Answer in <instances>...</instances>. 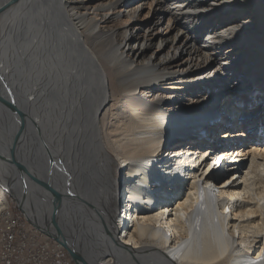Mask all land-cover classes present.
Returning a JSON list of instances; mask_svg holds the SVG:
<instances>
[{
    "label": "bare ground",
    "instance_id": "obj_1",
    "mask_svg": "<svg viewBox=\"0 0 264 264\" xmlns=\"http://www.w3.org/2000/svg\"><path fill=\"white\" fill-rule=\"evenodd\" d=\"M134 3L0 0V170L82 264H264V140L233 131L255 125L234 99L264 103V0H156L135 24ZM166 12L185 27L162 35Z\"/></svg>",
    "mask_w": 264,
    "mask_h": 264
},
{
    "label": "rangeland",
    "instance_id": "obj_2",
    "mask_svg": "<svg viewBox=\"0 0 264 264\" xmlns=\"http://www.w3.org/2000/svg\"><path fill=\"white\" fill-rule=\"evenodd\" d=\"M131 1L133 3L131 5V8L132 7L134 8L137 4L134 3L135 0H131ZM137 2L139 4H141V6H140L139 11H138V18L133 19V21H134L133 23L134 24L135 23H144L146 21H152V20L158 19L159 16H161L162 13H163L161 10L156 8L157 7L156 0H137ZM127 18L128 17L126 15V13H124L122 15H119V16H115V18H114V20L112 21L111 24L112 25H121L124 21L127 20ZM170 18H172L171 20H175L176 21V23H177L176 27H174V28L168 27V23L167 22H168V20ZM184 21H185V18H184L183 15L180 16V17L175 18L173 16L171 17V14L166 12L165 18L162 20V22L160 24L159 32L162 35H164V36L173 35L180 27H182V26L185 27V25L183 23ZM189 30H191V33L193 32L192 29H189ZM192 34H193V36H195L194 38H196L201 44L205 43L206 40L209 41V44L212 43V42H210V39L207 38L208 37V33H206V32H202L201 34H199V33H196V34L192 33ZM156 49H157V46H154L152 48V50H156ZM242 53L243 52H239L238 55H241ZM238 55L236 54L237 57H238ZM169 85H172V84H169V80L164 81V83L162 84L163 87H169ZM165 90L167 92L169 91V89H165ZM229 93H231V92H229ZM247 97H249V96H247V94H243L241 96H238V98L234 99V101L236 102V104H238V106L242 105L241 108L243 110H247L248 111V115L247 116L244 115L243 117L248 118L247 120H249V122H251L252 124H255V125L252 128H249V129L244 128V126L246 124H248V123H244L246 120L245 119H241L240 114L238 113L239 114L238 115L239 116L238 117V126L233 131H240V130L244 129L243 131H244L245 135L241 137L242 139H239L240 140L239 142H242L243 140H245V141H247V140H255V141H257L260 138H262L264 140V131H263L264 130V103L260 102L261 100L258 99V96L253 95V96H250V98H247ZM224 102H226L225 99H222V100L218 101V103L216 105V109H215L217 117L212 121V123L217 121L218 115H219V113L221 111H222V114L225 112L226 109H225V106H224V104H225ZM244 103H245V105H244ZM243 124H245V125H243ZM209 128H211V127H209ZM208 131L209 130H207V132ZM221 131H223V128H221V130L218 129V130H216V132H214L215 135H214L213 140H216L217 142H222L223 141V143L224 142L225 143L226 142L227 143H231V139H228V137L227 138H220ZM207 136L204 135V136H201V137L207 138ZM240 157H241L239 159L240 161L237 160V162L244 161L245 165L249 164L248 156H240ZM20 171H22V170H20ZM4 173H6V169H5L4 165H3L2 169L0 170V184L3 187V190H4L3 192H4V195H5L6 199H7V205L5 206L6 208L3 207L2 210L0 211V225L2 223V218H3V215H4V211L9 208L15 215H19L21 217V219L24 222L27 223V225L35 232V234L38 237L44 235V233H43L44 230H41L39 227H37V225L35 224V222H33V220L28 218L25 209L23 208V206L19 202V199L17 198V196L13 193L14 191H16L15 189H17L18 185L25 187V184L23 183L24 181L21 179L22 176L18 177V180H14L13 181L15 186L12 187V186H10L9 180H7L3 176ZM24 177H25V174H24ZM7 188H11L13 191L10 190V189H7ZM118 189H119V191L117 192V201H118L119 204H121L122 201H123V187L120 186ZM23 194L24 195L26 194V196H24L25 200H26V198L28 197L27 196L28 192H25V190H23ZM32 198H33V196H32ZM62 203H63V201L61 203H59L57 206L54 205V207L56 209L57 216H60V210H62ZM58 206H59V211L57 212V209H58L57 207ZM48 207L49 206H47V208ZM51 217H52V214H50V219L49 220H51ZM35 220H37V219H35ZM62 221H63V227H66L70 231V229H72L71 228L72 226H71V224H69L70 223L69 219L68 218L67 219L66 218L58 219V223L59 224H61ZM64 252H65V258H66L64 264H76V262L74 261V259L72 258V256L69 254V252L67 251V249L65 247H64Z\"/></svg>",
    "mask_w": 264,
    "mask_h": 264
},
{
    "label": "built area",
    "instance_id": "obj_3",
    "mask_svg": "<svg viewBox=\"0 0 264 264\" xmlns=\"http://www.w3.org/2000/svg\"><path fill=\"white\" fill-rule=\"evenodd\" d=\"M62 244L38 237L9 208L0 225V264H64Z\"/></svg>",
    "mask_w": 264,
    "mask_h": 264
},
{
    "label": "water",
    "instance_id": "obj_4",
    "mask_svg": "<svg viewBox=\"0 0 264 264\" xmlns=\"http://www.w3.org/2000/svg\"><path fill=\"white\" fill-rule=\"evenodd\" d=\"M57 212L59 211V206L57 207ZM60 217H61V213H60ZM60 226V229L62 231L63 229V221L61 224H59ZM55 240H57L59 243H61L66 249L67 251L69 252V254L72 256V258L74 259V261L76 262V264H82V261L80 260L79 258V255L78 252L76 251V249L71 245L69 244L64 238H62L60 235L57 237V236H52Z\"/></svg>",
    "mask_w": 264,
    "mask_h": 264
}]
</instances>
